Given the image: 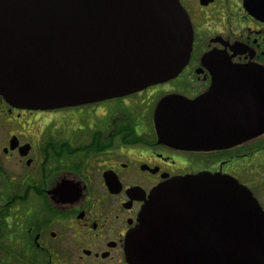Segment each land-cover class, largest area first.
I'll return each mask as SVG.
<instances>
[{"label": "water", "instance_id": "1", "mask_svg": "<svg viewBox=\"0 0 264 264\" xmlns=\"http://www.w3.org/2000/svg\"><path fill=\"white\" fill-rule=\"evenodd\" d=\"M193 37L179 0H0V96L52 110L141 91L179 75ZM220 112L233 118L219 125ZM156 125L195 150L263 133L264 70L215 64L209 92L165 97ZM125 251L128 264H264V211L231 176H176L152 190Z\"/></svg>", "mask_w": 264, "mask_h": 264}, {"label": "flooded vegetation", "instance_id": "2", "mask_svg": "<svg viewBox=\"0 0 264 264\" xmlns=\"http://www.w3.org/2000/svg\"><path fill=\"white\" fill-rule=\"evenodd\" d=\"M179 1L194 37L175 78L52 110L0 96V264H128V232L152 190L176 176H231L264 211V132L195 150L163 141L156 125L165 97L209 92L215 64L264 70V0ZM221 92L233 100L231 87ZM221 114L219 125L233 118Z\"/></svg>", "mask_w": 264, "mask_h": 264}]
</instances>
